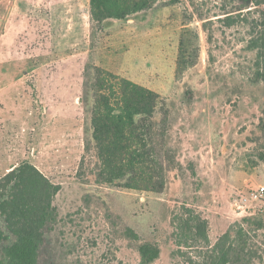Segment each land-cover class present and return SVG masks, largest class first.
Wrapping results in <instances>:
<instances>
[{
    "label": "rangeland",
    "instance_id": "1",
    "mask_svg": "<svg viewBox=\"0 0 264 264\" xmlns=\"http://www.w3.org/2000/svg\"><path fill=\"white\" fill-rule=\"evenodd\" d=\"M240 8L256 9L251 0H161L95 33L90 0H0V179L30 162L61 186L49 264H141L143 244L160 250L152 264H188L175 236L186 209L208 221L212 244L254 227L245 219L264 220V194L253 197L264 187V82L254 80L249 26L227 25ZM186 31L197 52L178 79ZM93 65L159 94L150 137L166 168L162 192L98 180ZM254 233L255 264H264V228Z\"/></svg>",
    "mask_w": 264,
    "mask_h": 264
},
{
    "label": "trees",
    "instance_id": "2",
    "mask_svg": "<svg viewBox=\"0 0 264 264\" xmlns=\"http://www.w3.org/2000/svg\"><path fill=\"white\" fill-rule=\"evenodd\" d=\"M160 1L90 0L93 31L103 32L109 20L125 21L151 11ZM251 2L255 12L244 14L241 8L236 9L228 14L239 12L238 15H229L226 21L230 27L239 21L249 26L248 50L255 53L254 80L259 83L264 82V0ZM195 39L192 31L182 36L176 62L178 79L194 65L191 60L197 52ZM91 71L98 180L125 189L162 192L166 186V168L150 137L156 125L154 115L159 94L102 67L93 65ZM60 190V185L30 162L13 167L0 179V264H49L44 255L45 235L58 222L54 201ZM244 221L254 227L246 229L237 225L212 244L208 221L186 209L175 218L177 252L188 256V264H255L259 253L254 232L264 228V220ZM185 251L197 252L196 259ZM139 252L141 264H152L160 256L159 248L151 244L141 245Z\"/></svg>",
    "mask_w": 264,
    "mask_h": 264
},
{
    "label": "built area",
    "instance_id": "3",
    "mask_svg": "<svg viewBox=\"0 0 264 264\" xmlns=\"http://www.w3.org/2000/svg\"><path fill=\"white\" fill-rule=\"evenodd\" d=\"M263 194H264V187H262V188L260 189V191H258L257 193H253V197H254L255 199H259ZM240 207H241V206H238L237 209L239 210Z\"/></svg>",
    "mask_w": 264,
    "mask_h": 264
}]
</instances>
